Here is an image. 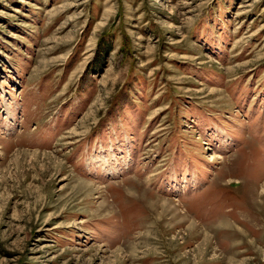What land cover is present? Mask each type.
Instances as JSON below:
<instances>
[{"label": "rangeland", "instance_id": "374dc122", "mask_svg": "<svg viewBox=\"0 0 264 264\" xmlns=\"http://www.w3.org/2000/svg\"><path fill=\"white\" fill-rule=\"evenodd\" d=\"M0 264H264V0H0Z\"/></svg>", "mask_w": 264, "mask_h": 264}]
</instances>
